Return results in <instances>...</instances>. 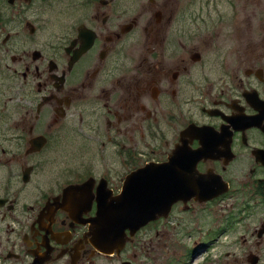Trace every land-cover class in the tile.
Here are the masks:
<instances>
[{
    "label": "flooded vegetation",
    "instance_id": "1",
    "mask_svg": "<svg viewBox=\"0 0 264 264\" xmlns=\"http://www.w3.org/2000/svg\"><path fill=\"white\" fill-rule=\"evenodd\" d=\"M0 264H264V0H0Z\"/></svg>",
    "mask_w": 264,
    "mask_h": 264
},
{
    "label": "water",
    "instance_id": "2",
    "mask_svg": "<svg viewBox=\"0 0 264 264\" xmlns=\"http://www.w3.org/2000/svg\"><path fill=\"white\" fill-rule=\"evenodd\" d=\"M166 167V165L160 168L156 164L146 165L131 174V183L128 181L126 186L129 187L131 184L132 192L138 195L131 196V198L124 197V191L120 195L121 199L131 202L132 205L129 210L124 209L126 211L115 213V229L108 228L112 223L109 207L98 210L96 217L98 228L91 234L92 236L94 234L95 244L100 251L110 252L114 248H119L127 239L125 228H129L132 234L140 226L169 210L178 197L175 191V180L172 176L162 172V169Z\"/></svg>",
    "mask_w": 264,
    "mask_h": 264
},
{
    "label": "rangeland",
    "instance_id": "3",
    "mask_svg": "<svg viewBox=\"0 0 264 264\" xmlns=\"http://www.w3.org/2000/svg\"><path fill=\"white\" fill-rule=\"evenodd\" d=\"M152 234H153V233H152ZM181 234H182V233H181ZM149 252H150L149 255H156V254L153 253L152 250H149ZM150 260H151V259H150Z\"/></svg>",
    "mask_w": 264,
    "mask_h": 264
}]
</instances>
